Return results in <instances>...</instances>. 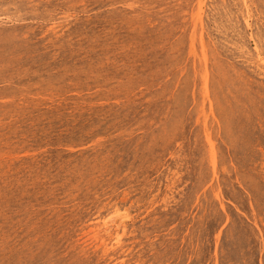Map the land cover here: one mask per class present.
<instances>
[{"label":"rangeland","instance_id":"rangeland-1","mask_svg":"<svg viewBox=\"0 0 264 264\" xmlns=\"http://www.w3.org/2000/svg\"><path fill=\"white\" fill-rule=\"evenodd\" d=\"M0 264H264V0H0Z\"/></svg>","mask_w":264,"mask_h":264},{"label":"bare ground","instance_id":"bare-ground-1","mask_svg":"<svg viewBox=\"0 0 264 264\" xmlns=\"http://www.w3.org/2000/svg\"><path fill=\"white\" fill-rule=\"evenodd\" d=\"M211 146H212V145H211ZM210 153H211V152H210ZM212 154H214V153L212 152ZM213 156H214V155H213ZM211 157H212V156H211ZM212 158H214V157H212ZM212 158H211V159H212ZM211 162H212V161H211ZM213 166H214V164H213Z\"/></svg>","mask_w":264,"mask_h":264}]
</instances>
